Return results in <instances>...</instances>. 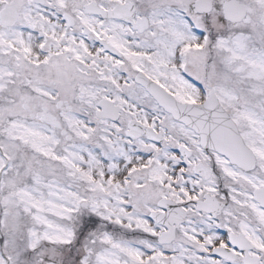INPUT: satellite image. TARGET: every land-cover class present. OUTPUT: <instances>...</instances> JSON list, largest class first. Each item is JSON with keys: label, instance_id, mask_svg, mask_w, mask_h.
<instances>
[{"label": "snow or ice", "instance_id": "1", "mask_svg": "<svg viewBox=\"0 0 264 264\" xmlns=\"http://www.w3.org/2000/svg\"><path fill=\"white\" fill-rule=\"evenodd\" d=\"M0 264H264V0H0Z\"/></svg>", "mask_w": 264, "mask_h": 264}]
</instances>
